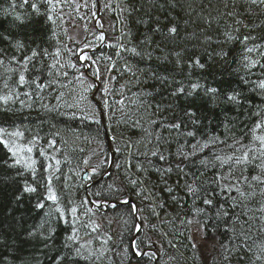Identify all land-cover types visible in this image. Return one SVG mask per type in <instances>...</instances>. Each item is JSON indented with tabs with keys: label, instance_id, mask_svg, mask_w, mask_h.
Here are the masks:
<instances>
[{
	"label": "snow or ice",
	"instance_id": "1",
	"mask_svg": "<svg viewBox=\"0 0 264 264\" xmlns=\"http://www.w3.org/2000/svg\"><path fill=\"white\" fill-rule=\"evenodd\" d=\"M81 7L88 8L89 0L83 4L80 0H10L3 9L13 23L0 31V112L15 114L34 106L48 112L67 109L71 118L103 127L107 110L109 120L115 118L116 124L140 133L139 139L129 137L124 143L126 173L135 168L147 178V172L154 170L163 181L162 191L170 203L153 197L152 215L158 217L157 209L171 207L189 231L195 223L202 238L209 233L227 235V241L220 243L223 264L233 260L264 264V0H107L104 8L116 14L120 35L114 42L103 31L93 35L115 49V60L112 55L94 59L85 51L91 41L85 38L80 46V41L68 36L64 25L72 14L65 8L79 13ZM91 8H96V0H91ZM136 13H144L136 19L144 28L139 38L133 36L126 19ZM91 16L97 13L92 11ZM96 24L103 29L99 20ZM21 27L32 30L26 37L13 35ZM126 56L137 63L130 64ZM100 59L106 61L103 71ZM118 61H124L120 68ZM82 68L89 69V75ZM113 71L132 79L117 89ZM90 81L103 84L101 108L86 103L87 93L94 88ZM225 83L229 86L224 87ZM132 87L138 91L132 92ZM156 95L162 96L161 102H155ZM197 101L213 114L198 108ZM43 139L17 124L0 125V146L7 154L0 163L17 169V176L27 173L31 178L22 179L15 199L19 204L27 194L35 201L33 209L42 213L27 236L40 241L41 251H55L52 264H102L112 250L107 247L112 236L101 232L95 217L105 206L115 208L116 204L91 199L100 197V192L77 201L71 177L61 171L71 161L49 152L62 153L56 139L41 144ZM153 158L160 166L153 164ZM108 162L104 159L90 167L91 173L97 174ZM82 163L89 166V159ZM173 175L176 179L169 185ZM126 178L133 188L144 184L141 177ZM119 202L141 221L134 226L139 232L146 219L140 215L143 209L130 204L126 196ZM4 243L0 238V244ZM132 247L137 256L142 255L135 243ZM196 247L193 242L192 248ZM3 264H11L8 257Z\"/></svg>",
	"mask_w": 264,
	"mask_h": 264
},
{
	"label": "trees",
	"instance_id": "2",
	"mask_svg": "<svg viewBox=\"0 0 264 264\" xmlns=\"http://www.w3.org/2000/svg\"><path fill=\"white\" fill-rule=\"evenodd\" d=\"M104 1L105 3L107 2V0ZM9 4L10 0H0V31H4L13 23L11 17H5L3 14V9H7ZM137 6H139V3ZM91 9V2L89 3V9L81 7L79 13L73 11L71 8H65L66 13L71 12L72 14V18L66 17L67 23L64 25L68 29V36H70L69 25L72 21L71 24L77 23L82 25L83 29L85 27L88 29L87 32L83 33L89 36H94V33L96 34L95 30H92V25L89 21ZM146 10L147 5H145ZM17 11L21 10L17 9ZM107 12L111 18V26L107 29L108 40L114 42L115 37L120 35L119 28L121 26L116 20V14L110 12L108 9ZM179 14L177 11V15ZM142 15L144 13H136L132 17H126L128 26L136 38H139V34L144 31V28L136 23V19ZM81 16L84 18L80 19L79 17ZM112 25L116 26L115 30ZM31 30V27L26 29L21 27L18 32H13V35L26 37ZM89 36L86 39L91 41L92 44L93 39L90 40ZM61 37L69 47H73L67 36H63V33H61ZM114 52L115 49L109 48L105 44L99 50L89 55L94 59L112 55L115 60L117 58L114 56ZM72 59L75 60L76 58L72 57ZM126 59L130 64L137 63L134 57L126 56ZM98 63L103 71L106 61L100 59ZM123 63L124 61H118L117 68H120ZM139 66L144 67L143 63H140ZM81 71H83V68ZM111 75L117 76V80L114 82L117 89H119L121 84L132 79L129 75L119 76L117 71H113ZM69 78H71V75ZM224 80L228 81L229 77L225 76ZM223 86L228 87L229 85L225 83ZM77 90L79 91L78 86ZM131 91L136 92L138 89L132 87ZM90 92L87 93L88 99L86 101L89 105H91ZM127 94L130 95V93ZM116 98L118 99L119 97L117 96ZM161 100V95L155 96V102H161ZM51 103L54 104L55 101H51ZM196 104L198 108L207 112L208 115L213 114L208 111L207 106L202 102L197 101ZM36 108L37 106H34L33 110L25 109L15 114L0 112V125L17 124L22 128L31 129L33 134L38 132L44 138L41 144H44L48 139H56L57 147L63 150L62 153H56L52 149H49V152L58 158H62L65 155L68 156L71 162L64 163L61 171L71 177L69 184L71 185L75 199L79 201L82 197L86 196L84 189L86 183L82 179L83 167L85 165L82 161L89 159V165L97 166L102 160H109L103 127L90 121L71 118V110L61 109L58 112H48L43 109L36 110ZM213 111L218 112V110ZM109 115L110 113L107 112L109 134L114 148L113 167L106 179L100 182V184L97 183L89 188V193H101L100 197L91 196L92 199L118 201L126 196L127 198H131L138 207L142 208L143 211L140 215L146 219L142 221V227L137 233L135 244L139 251L145 248L153 249L158 254L157 264H223L220 257V243L221 241H227V235L209 233L207 239H204L200 232V240L195 242L193 239L189 240L187 237H192L198 226L193 223L191 231H189L188 226L182 225L179 219L176 218V210H173V208L168 207L166 210L157 209L160 215L158 217L152 215L149 204L153 197L158 196L160 203H170L168 194L162 191L164 187L163 181L154 170L147 172V178L143 174L137 173L135 168L126 173L127 150L124 149V143L129 137L133 141L139 139L140 133L123 124H116L115 118L109 120ZM119 115L120 113L117 112L116 116L119 117ZM168 115L171 118V114L168 113ZM77 116H79V113H77ZM57 131L60 133L58 137L50 135V133ZM113 136H115V140L112 139ZM64 140L68 142L66 145L63 143ZM117 148H120L121 151L117 152ZM80 149H83V151H80ZM93 153H96V155H93ZM37 158L42 159L38 156ZM5 159H7L6 150L3 149V146H0V161ZM140 162L144 163L143 158H140ZM133 163L135 164L136 161L134 160ZM116 164H120L121 167L117 168ZM153 164L160 166L155 158H153ZM106 165L100 166L97 174L93 175L91 173V175L93 177L98 176L105 169ZM144 166L146 168L149 167L147 164ZM70 169L74 170L77 175H72V172L69 171ZM17 171V169L8 168L6 165L0 163V238L5 241L4 244H0V264H3L4 257H8L11 264H52V257L56 254L55 251H41L40 241L27 236V231L33 224L39 221L42 213H37L33 209L32 205L35 201H30L27 194H25L21 203H17L15 197L19 194L22 179L28 178L29 181L31 180L27 173H25V177L17 176ZM127 176L141 177L144 179V184L133 188L128 183ZM175 179L176 176L173 175L168 181L169 185H172ZM109 185H113L114 188L118 187L121 191L117 193L112 188H109ZM137 191H140L142 195H136ZM144 196H148V199H144ZM165 211H167V215H165ZM100 212L98 214H101ZM103 214L105 219H107L109 228H114L116 231L117 238H112L109 241L107 247L112 250L108 252L102 264H153L154 256L146 255L138 259L132 251L131 239L135 232L136 219L130 213L129 207L127 205H117L115 208L109 206ZM17 223H19V227L16 226ZM220 231H223L222 226ZM193 242L196 243V248H192ZM232 264H236L235 260H233Z\"/></svg>",
	"mask_w": 264,
	"mask_h": 264
},
{
	"label": "rangeland",
	"instance_id": "3",
	"mask_svg": "<svg viewBox=\"0 0 264 264\" xmlns=\"http://www.w3.org/2000/svg\"><path fill=\"white\" fill-rule=\"evenodd\" d=\"M84 0H80V3L83 4ZM91 17V15L89 16V18ZM97 20H99L100 22L101 20V15L97 18ZM73 22V21H72ZM71 22V23H72ZM91 22V21H90ZM69 25V32H70V36L74 39V40H78L80 41L83 37V32L84 31V27L82 25H79L77 23L75 24H71ZM105 30V29H104ZM106 82V81H105ZM101 88H103V85L101 86ZM99 100L101 101V92L99 91ZM97 98V97H96ZM92 105V104H91ZM94 105V103H93ZM100 150V149H99ZM84 168V167H83ZM89 190L87 191V194L89 195ZM101 214H97V216L95 217L97 223H100L102 228H101V232L104 233L105 235H113L114 232H116L114 230V228L110 229L108 226V222L107 219H105L103 212H100ZM106 229V232H105ZM195 235V236H194ZM194 235H192L193 240L195 242H198L200 240V232H198L197 230L194 232Z\"/></svg>",
	"mask_w": 264,
	"mask_h": 264
},
{
	"label": "water",
	"instance_id": "4",
	"mask_svg": "<svg viewBox=\"0 0 264 264\" xmlns=\"http://www.w3.org/2000/svg\"><path fill=\"white\" fill-rule=\"evenodd\" d=\"M92 50H93V49H89V52H91ZM92 98H93V95H92ZM96 104H97V106H98L99 108H101V107H100V104H99L98 102H96ZM102 122L104 123V118L102 119ZM106 142H107L108 149H109V151H110L111 158H110L109 164H108V166H107L105 172H104L100 177H98V178L95 180V182H97V181L100 180V179L105 178L106 175L110 172V169H111V165H112V146H111V143H110V141H109V139H108L107 136H106ZM95 182H93V183H95ZM93 183H92V184H93ZM90 184H91V183H90ZM90 184H89V185H90ZM129 202L132 203V204H135V203L133 202V200H131V199H129ZM111 203L116 204V205L122 204V203H120L119 201L111 202ZM137 223H140V221H137ZM136 234H137V231L135 232V234H134V236H133V238H132V243L135 241ZM146 252H147L146 250L143 251V252H142V255H143V253H146ZM139 256H141V255H139ZM139 256H138V257H139ZM154 264H156V259H155Z\"/></svg>",
	"mask_w": 264,
	"mask_h": 264
},
{
	"label": "bare ground",
	"instance_id": "5",
	"mask_svg": "<svg viewBox=\"0 0 264 264\" xmlns=\"http://www.w3.org/2000/svg\"><path fill=\"white\" fill-rule=\"evenodd\" d=\"M92 167V166H91ZM91 175V174H90ZM86 182H90L91 184H90V187L91 186H93V185H95L97 182H98V184H100V182H102L103 180L102 179H100V180H98L97 182H95V177H93L91 180H88V179H86L85 180ZM93 182H95V183H93ZM93 183V184H92Z\"/></svg>",
	"mask_w": 264,
	"mask_h": 264
}]
</instances>
